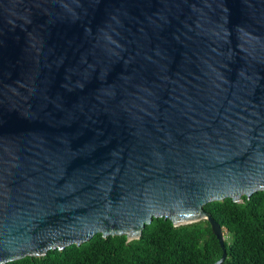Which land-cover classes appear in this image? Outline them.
Wrapping results in <instances>:
<instances>
[{
  "label": "water",
  "instance_id": "95a60500",
  "mask_svg": "<svg viewBox=\"0 0 264 264\" xmlns=\"http://www.w3.org/2000/svg\"><path fill=\"white\" fill-rule=\"evenodd\" d=\"M258 191L264 0H0V264Z\"/></svg>",
  "mask_w": 264,
  "mask_h": 264
},
{
  "label": "trees",
  "instance_id": "16d2710c",
  "mask_svg": "<svg viewBox=\"0 0 264 264\" xmlns=\"http://www.w3.org/2000/svg\"><path fill=\"white\" fill-rule=\"evenodd\" d=\"M243 199L205 205L225 234L227 258L222 264H264V191ZM222 255L207 219L176 226L162 217L147 224L138 239L99 233L80 246L73 244L6 264H213Z\"/></svg>",
  "mask_w": 264,
  "mask_h": 264
}]
</instances>
